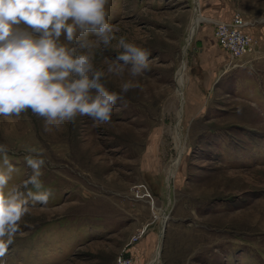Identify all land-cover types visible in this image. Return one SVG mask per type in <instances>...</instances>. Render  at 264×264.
I'll use <instances>...</instances> for the list:
<instances>
[{
	"label": "rangeland",
	"instance_id": "374dc122",
	"mask_svg": "<svg viewBox=\"0 0 264 264\" xmlns=\"http://www.w3.org/2000/svg\"><path fill=\"white\" fill-rule=\"evenodd\" d=\"M196 2L201 20L183 53L194 0H109L117 39L150 53L138 86L121 93L132 78L107 74L116 41L94 50L105 86L122 95L109 122L77 116L45 132L31 110L0 116V144L15 168L5 191H34L22 186L31 148L52 190L46 204L29 199L0 264H264V0ZM233 14L258 41L235 67L211 34ZM179 108L182 150L167 188Z\"/></svg>",
	"mask_w": 264,
	"mask_h": 264
},
{
	"label": "clouds",
	"instance_id": "9594fccd",
	"mask_svg": "<svg viewBox=\"0 0 264 264\" xmlns=\"http://www.w3.org/2000/svg\"><path fill=\"white\" fill-rule=\"evenodd\" d=\"M108 2L0 0V116L31 110L43 118L45 132L74 123L77 116L91 118L94 127L110 121L122 95L105 86L106 72L94 65V50L116 41L121 51L108 62L107 74L122 76L127 71L132 78L121 85V93L138 86L133 80L149 69L150 53L125 36L117 39L107 19ZM8 152L0 144L6 167L0 170V258L7 255L29 213V199L46 204L52 195L40 179L45 160L35 148L24 157L32 174L22 182L23 188L34 191L27 192L28 198L16 186L6 192L15 171Z\"/></svg>",
	"mask_w": 264,
	"mask_h": 264
},
{
	"label": "built area",
	"instance_id": "2783aa9c",
	"mask_svg": "<svg viewBox=\"0 0 264 264\" xmlns=\"http://www.w3.org/2000/svg\"><path fill=\"white\" fill-rule=\"evenodd\" d=\"M211 34L216 46L227 54L230 63L247 57L255 48L258 49L257 38L248 31L247 23L238 14L213 23ZM249 57L253 58V55ZM232 64L233 67L238 66V63Z\"/></svg>",
	"mask_w": 264,
	"mask_h": 264
},
{
	"label": "bare ground",
	"instance_id": "6f19581e",
	"mask_svg": "<svg viewBox=\"0 0 264 264\" xmlns=\"http://www.w3.org/2000/svg\"><path fill=\"white\" fill-rule=\"evenodd\" d=\"M196 1L197 0H194V4H195L194 15H193V17L191 19V22H190V26H189V29H188V34H187V38H186V42H185V46L182 49L183 53L185 52L186 46L188 45V43H189V41L191 39V36L194 33L195 28L197 27V24L201 20V18L199 16L198 7H197L198 5L196 4L197 3ZM183 74H184V62H182L180 64V66H179V68H178V70L176 72L175 81H174L175 82V87H176V95H177V97L179 99L182 98L179 89H180V86L182 85V82H183ZM176 116H177V125H175L176 126L175 129H173V131H174V133H173V141L175 142V147H176V150L178 151V155L175 158V160L171 163V166L169 167V169L167 171V174H166V185H167V188L169 187L170 180L173 177L174 169H175V166H176V164L178 162L179 154H180V152L182 150L181 149V147H182L181 146V140H180V128H179V121H180V117H181V109L180 108L177 110ZM13 123H14V121H13ZM13 130H15V129L12 128L11 132Z\"/></svg>",
	"mask_w": 264,
	"mask_h": 264
}]
</instances>
